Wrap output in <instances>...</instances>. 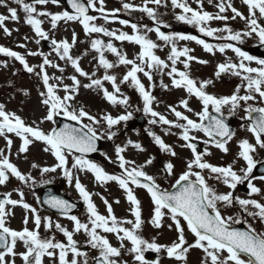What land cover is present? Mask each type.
<instances>
[{
	"label": "rangeland",
	"instance_id": "obj_1",
	"mask_svg": "<svg viewBox=\"0 0 264 264\" xmlns=\"http://www.w3.org/2000/svg\"><path fill=\"white\" fill-rule=\"evenodd\" d=\"M87 1L91 13L84 20L64 16L58 0L34 4L0 0V53L4 55L0 58V170L12 175L9 181L0 175V195L10 200L5 206L0 204V227L11 238L9 249L0 252V264H87L88 258L106 251L111 264H151V257L155 264H250L197 233L184 216L157 200L142 198L141 190L129 187L126 175V189L121 190L116 183L101 180L100 173L105 177L112 175L111 170L120 176L147 175L163 188L170 186L166 151H161L166 149L162 145L166 122L172 119L180 129L194 112L183 109L186 116L178 119L170 113L172 109L188 106L194 99L202 102L192 87L183 84L200 75L197 87H202L205 99L230 92L238 101H250L244 90L239 91L245 86L241 82L233 81L227 90H214L209 83L216 76L210 70L216 58L232 56L237 63L233 70L241 74L244 67L239 64L249 55L247 47L264 42V0ZM174 22L201 28L198 41L173 31ZM154 23L165 24L171 33L162 35ZM47 39L57 43L55 51L46 48ZM220 42L223 45H217ZM172 44L175 50L168 56ZM18 55L22 56L19 60ZM252 77L256 88L257 78ZM129 85L137 87L136 107L125 112L114 92L123 86L128 90ZM138 111L147 115L142 129L132 131L119 123L122 115L130 120ZM55 115L80 120L108 137L93 160L97 166L47 145L56 128ZM255 154L254 159L264 158L263 149ZM249 161L237 159L229 171L224 166L227 160L218 159L219 173L207 182L215 208L229 222L242 218L231 208V201L241 184L248 183ZM49 182L83 202V208L65 220L43 210L39 194ZM260 201L258 197L255 202ZM250 213L258 214L251 224L264 220V207L250 203ZM53 222L58 228L50 227ZM59 228L75 236L77 245L87 241L90 249L84 262L73 255L67 239L61 244L48 239Z\"/></svg>",
	"mask_w": 264,
	"mask_h": 264
},
{
	"label": "water",
	"instance_id": "obj_2",
	"mask_svg": "<svg viewBox=\"0 0 264 264\" xmlns=\"http://www.w3.org/2000/svg\"><path fill=\"white\" fill-rule=\"evenodd\" d=\"M69 126L70 123L62 121V126L57 132L59 140L70 149L83 152L80 150L82 148L80 141L84 139L83 134L80 131L72 130ZM83 148L86 152L87 146L85 144ZM263 165H260L259 168ZM49 187L45 194L43 193V199L48 208L56 212L69 214L78 207L62 194L56 193L52 186ZM159 195L166 204L186 214L200 232L216 241L231 246L239 253L246 254L256 264H264V240L244 224L230 226L223 223L208 208L204 199L203 188L199 184L192 181H182L172 191L159 192ZM0 235V248L6 249L8 247V237L3 232ZM95 264H104V262L97 261Z\"/></svg>",
	"mask_w": 264,
	"mask_h": 264
},
{
	"label": "flooded vegetation",
	"instance_id": "obj_3",
	"mask_svg": "<svg viewBox=\"0 0 264 264\" xmlns=\"http://www.w3.org/2000/svg\"><path fill=\"white\" fill-rule=\"evenodd\" d=\"M228 68H230L228 66ZM123 95V93H122ZM213 109L216 110L219 114L226 117L225 121H228L230 123H234L235 125V131L234 134L224 142L223 148H226V151L228 153V156H230L233 160L237 157L238 154L245 152L248 150L247 143L250 139L247 141V136L249 137L252 134V131L250 129V126L246 124V120L242 119L238 116L237 109V103L230 97H218L215 98ZM122 105H125V102H122ZM203 120V119H201ZM244 129V130H243ZM201 137L205 138L206 134L204 132L200 133ZM238 137V139H236ZM264 143V142H263ZM218 144L216 141L208 143V145L204 148V154L211 155L212 153L217 152L218 155L222 153V151H219L215 148V145ZM210 151V152H209ZM171 153L173 154V150L171 149ZM176 155L180 154V156H183L182 161L185 162V160L188 158V155L185 151H177L175 153ZM199 179V175H195L194 178ZM250 179L254 182V186L252 188L246 189L248 194H250L251 199H254V192L257 189V182L258 180L254 177H250ZM240 189H244L243 187H240ZM210 199L212 200V195H210ZM75 241H78V239L75 237ZM83 247H80V260L84 262L86 253L84 251L89 250L87 241L83 242ZM74 248H77L74 246Z\"/></svg>",
	"mask_w": 264,
	"mask_h": 264
}]
</instances>
